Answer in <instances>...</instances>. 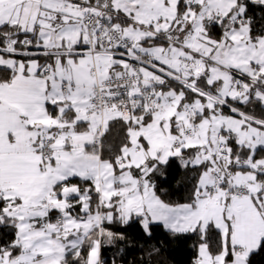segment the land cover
Segmentation results:
<instances>
[{
    "label": "snow or ice",
    "instance_id": "snow-or-ice-1",
    "mask_svg": "<svg viewBox=\"0 0 264 264\" xmlns=\"http://www.w3.org/2000/svg\"><path fill=\"white\" fill-rule=\"evenodd\" d=\"M133 226L264 251V0H0V264H108Z\"/></svg>",
    "mask_w": 264,
    "mask_h": 264
},
{
    "label": "trees",
    "instance_id": "trees-1",
    "mask_svg": "<svg viewBox=\"0 0 264 264\" xmlns=\"http://www.w3.org/2000/svg\"><path fill=\"white\" fill-rule=\"evenodd\" d=\"M259 16V10L256 11ZM256 114L260 115L257 109ZM195 173L179 166L174 162L167 170V181L163 187L167 189L165 199L171 201H184L191 191ZM119 225L112 226L118 230ZM126 239L115 245H105L102 248V257L112 264H191L194 256L197 236L190 235L177 241L168 236L162 227L153 226L151 238L144 235L137 227L133 226L126 231ZM7 239V237H4ZM158 248L159 252H151ZM252 264H264V251L251 257Z\"/></svg>",
    "mask_w": 264,
    "mask_h": 264
}]
</instances>
